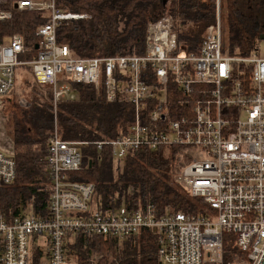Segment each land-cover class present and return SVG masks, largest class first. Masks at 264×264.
I'll return each mask as SVG.
<instances>
[{
	"label": "built area",
	"instance_id": "2783aa9c",
	"mask_svg": "<svg viewBox=\"0 0 264 264\" xmlns=\"http://www.w3.org/2000/svg\"><path fill=\"white\" fill-rule=\"evenodd\" d=\"M220 5L216 0L215 22L194 26L189 41L181 34L184 25L162 17L148 25L142 55L77 58L57 43L56 27L88 16L60 13L54 0L12 4L15 11L47 12L49 20L36 32L39 43L31 60L24 58L19 35L0 42V98L14 89L25 67L37 84L51 87L54 102L73 99L68 81L85 85L89 101L112 102L123 95L133 109L127 131L96 143L98 148L108 147L114 160L142 147L182 148L189 161L173 182L207 210L198 216H158L152 206L111 211L93 206L95 186L65 177L81 169L80 149L88 143L62 141L55 128L48 141V215L26 213L7 221L0 212V264H69L65 239L70 233L122 241L142 230L157 237L162 264L263 263L264 57L257 51L229 54ZM2 6L0 0V22L12 17ZM20 105L27 106L22 100ZM14 178L12 155L0 152V185ZM225 234L232 235L235 249L227 259Z\"/></svg>",
	"mask_w": 264,
	"mask_h": 264
},
{
	"label": "trees",
	"instance_id": "16d2710c",
	"mask_svg": "<svg viewBox=\"0 0 264 264\" xmlns=\"http://www.w3.org/2000/svg\"><path fill=\"white\" fill-rule=\"evenodd\" d=\"M18 1L3 0L2 10L11 11L12 17L0 22V42L19 35L24 58L31 60L39 43L36 32L49 17L47 12L12 10ZM54 7L63 14L88 16L61 21L56 27L57 43L77 58L142 55L148 25L162 17L184 25L187 41L193 38L194 26L212 25L216 19V0H54ZM220 10L229 54L247 56L257 51L264 37V0H221ZM197 44L190 46L196 50ZM20 73L17 90L0 98L15 163L13 182L0 185V212L7 221L26 212L48 215L52 188L48 141L55 125L62 141L88 143L80 149L81 169L65 177L68 182L95 186L93 206L106 211L152 206L158 216L177 212L198 216L207 210L200 199L188 198L173 182L189 161L182 148L142 147L120 160H114L108 147L98 148L96 143L113 141L127 131L133 109L123 95L117 94L112 102L89 101L85 85L68 81L76 97L58 102L54 110L51 87L37 84L26 67ZM21 100L27 106H21ZM231 236L224 235L226 259L235 251ZM65 241L69 264H162L157 237L149 230L122 241L73 232Z\"/></svg>",
	"mask_w": 264,
	"mask_h": 264
},
{
	"label": "rangeland",
	"instance_id": "374dc122",
	"mask_svg": "<svg viewBox=\"0 0 264 264\" xmlns=\"http://www.w3.org/2000/svg\"><path fill=\"white\" fill-rule=\"evenodd\" d=\"M223 34L225 37L224 30H223ZM257 53L260 57H264V40H261L259 42V44L257 46ZM20 74L21 73H19V76H20ZM21 76H22V74H21ZM18 83H17V86H18ZM17 86H16V88H17ZM72 95H73V98L76 97L75 94H72ZM2 115L3 114L0 111V151L3 153H6V154H10L11 153V139H10V135H9L7 128H6V125H5V120L3 118L4 115L3 116Z\"/></svg>",
	"mask_w": 264,
	"mask_h": 264
},
{
	"label": "crops",
	"instance_id": "0c3cea01",
	"mask_svg": "<svg viewBox=\"0 0 264 264\" xmlns=\"http://www.w3.org/2000/svg\"><path fill=\"white\" fill-rule=\"evenodd\" d=\"M175 25V24H174ZM187 26V25H186ZM185 29V28H184ZM185 31V30H184ZM181 32V34L183 35V37H184V34H185V32ZM193 34V33H192ZM185 38V37H184ZM195 51V50H194ZM22 74V73H21ZM21 74H20V76L18 77V79H17V82L16 83H18L19 82V80H20V78H21ZM15 85H17V84H15ZM15 88V87H14ZM60 101H62V100H60ZM59 101V102H60ZM66 101V100H65ZM58 102H54V99H53V107H54V110H55V107H56V104H57ZM3 116V115H2ZM3 118H4V120H5V117L3 116ZM55 128H56V125H55ZM1 152V151H0ZM11 155H12V142H11V153H10Z\"/></svg>",
	"mask_w": 264,
	"mask_h": 264
},
{
	"label": "water",
	"instance_id": "95a60500",
	"mask_svg": "<svg viewBox=\"0 0 264 264\" xmlns=\"http://www.w3.org/2000/svg\"><path fill=\"white\" fill-rule=\"evenodd\" d=\"M261 40H264V37H262V38H261ZM36 49H37V46H36ZM262 264H264V261H263V263H262Z\"/></svg>",
	"mask_w": 264,
	"mask_h": 264
}]
</instances>
